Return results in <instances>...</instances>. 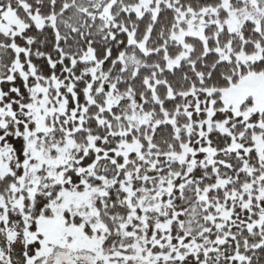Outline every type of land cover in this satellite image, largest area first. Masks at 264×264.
<instances>
[{
    "label": "snow or ice",
    "instance_id": "1",
    "mask_svg": "<svg viewBox=\"0 0 264 264\" xmlns=\"http://www.w3.org/2000/svg\"><path fill=\"white\" fill-rule=\"evenodd\" d=\"M0 264H264V0H0Z\"/></svg>",
    "mask_w": 264,
    "mask_h": 264
}]
</instances>
